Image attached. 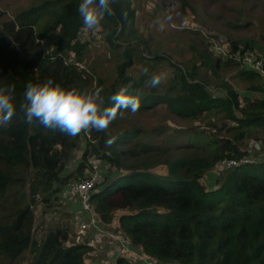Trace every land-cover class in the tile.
<instances>
[{
	"label": "trees",
	"instance_id": "trees-1",
	"mask_svg": "<svg viewBox=\"0 0 264 264\" xmlns=\"http://www.w3.org/2000/svg\"><path fill=\"white\" fill-rule=\"evenodd\" d=\"M229 1L241 9L232 12L227 27L244 28L255 22L256 29L264 30V0ZM80 3L41 0L0 24V87L15 84L16 105L11 121L0 126V255L13 259L30 248L33 256L27 264H88L85 253L90 247L65 244L67 227L50 226L42 237H34L32 205L34 196H40L41 202L56 206L60 189L85 176L94 163L91 160L97 158L109 170L91 196L94 211L108 222L116 209L125 210L116 214L115 228L143 252L172 264H264V159L218 169L211 186L203 180L222 158L247 154V149H241L246 139L264 144V96L241 95L222 78V71L237 67L232 78L246 81L245 88L263 95L264 82L235 59L216 55L210 43L208 49H196V59L183 67L169 62L174 70L169 83L164 89L151 86L149 90L144 88V78L131 82L126 74L134 53L125 47L117 63L120 81L103 91L99 81L102 110L115 114L104 130L89 129L72 137L37 120L26 122L20 105L28 82L51 78L64 86L89 87L81 69L65 61L68 51L80 57L86 48L80 35L84 25ZM111 7L113 14L105 15L102 22L108 31L105 40L115 50L125 41L135 8L130 0H116ZM243 17L248 20L240 23ZM263 30L253 38H232L230 52L257 48L264 55ZM155 51L150 50L154 59L163 58ZM209 83L221 88L223 95H214ZM158 105L184 118L212 119L207 128L176 134L160 126L142 127L130 118ZM124 114L129 120L120 121ZM217 115L229 124L226 135L214 125ZM81 134L85 145L79 161L63 174L80 147ZM108 139L114 140L111 147L106 146ZM157 166H164L165 172L153 171ZM115 263L139 264L123 256Z\"/></svg>",
	"mask_w": 264,
	"mask_h": 264
},
{
	"label": "rangeland",
	"instance_id": "rangeland-1",
	"mask_svg": "<svg viewBox=\"0 0 264 264\" xmlns=\"http://www.w3.org/2000/svg\"><path fill=\"white\" fill-rule=\"evenodd\" d=\"M39 1L41 0H0V24L1 21L10 19L15 11ZM130 1L135 8L134 22L132 26L128 28L126 36H124L125 41H121L117 49L112 50L110 45L107 44L105 36L108 31L103 30V22L101 21L100 27L96 30H89L84 25L81 28L80 35L81 39L86 42V48L80 57H77L73 52L69 51L67 56H65L66 59L71 55L81 64L76 66L81 69L83 77H88L89 80L87 83H89V87L86 89L89 91L99 89V81L101 82L100 88L102 91L111 83L120 81V79H118L117 63L120 61L125 47L129 48L134 53L132 65L126 68V74L131 77V82H133V80L138 81L139 78H144V88L149 90L152 86L150 81L154 77H158L160 83L154 87L164 89L174 73L173 67L169 62H176L179 66L183 67L188 64V62L194 61L197 57V51L204 47L208 49L207 43H210L213 37L218 38L221 42L230 47V40L232 38H253V36H257L263 30L261 26L256 29L255 22L253 25H247L244 28L240 27V25L231 28L227 27L225 21L227 19H232L234 16L232 12H238L241 9L240 4L236 2L232 3L229 0H188L189 4L186 6L177 0L175 2L173 0ZM165 2H170V4L167 5ZM247 20V17H243L240 23H244ZM185 28H190V32L184 30ZM195 30L198 32L194 33ZM157 49L158 51L155 52L163 58H153L154 53L150 52V50L154 51ZM253 52L255 55L264 58L263 53L259 49L256 48ZM199 63L200 62L197 61V64ZM237 69V67H227L222 71V78L234 85L241 95H248L251 97L264 96L259 91L245 88L247 84L246 81L232 78V75L236 74ZM201 71L204 72V69L202 68ZM209 84L208 89L211 90L214 95H223L224 92L221 88L219 89V87L211 83ZM217 116L218 118H216V116L213 118L214 125H216V128L220 129L221 134L226 135L225 130L229 124H227L225 119H220L219 115ZM130 118L137 120L138 122L136 123L142 127L149 128L152 126H160L176 134L207 128V123L212 119L210 118L209 120L208 117L200 118L199 120L184 118L171 114L162 105H158L154 109L134 112L130 115ZM123 119L129 120V116L124 114L120 118V121ZM84 137V134L80 135V147L73 152L72 158L65 165L62 172L63 174L72 170L79 161L81 151L85 145ZM241 149H247V154L242 156L258 158L264 153V144L252 139H246L245 145L243 147L241 146ZM92 158H95V156H92L91 159ZM97 161V158L93 160L95 164ZM216 168L219 169L218 166L214 165L212 170L208 171V173L206 172L207 174L205 173V178L203 180L210 186L213 185L212 182L218 172ZM153 171L162 173L165 172V168L164 166H157ZM107 174V171L103 173V179ZM114 177H116V175ZM103 179L100 181H103ZM31 198L32 196L29 195L30 201ZM57 201L59 203L56 206L55 204L50 206L41 202L40 196H34L32 205L34 212L33 235L35 238L39 239L46 233L50 226H64L67 227L69 231L68 239L65 241V244H70L74 241L73 236L76 233V223L81 219L79 217L81 211L74 210L72 213L69 210H62L64 205L74 206V197H66L64 201L61 199ZM123 211L125 210L116 209L113 219L116 220V214ZM108 222L109 223H105L103 221V226L106 229H111V222ZM87 251H89V249ZM87 251L85 253V259L90 263L91 257L94 254L92 255V252ZM32 256L33 253L30 248L13 259L0 255V264H27ZM102 262L104 261H99L100 264Z\"/></svg>",
	"mask_w": 264,
	"mask_h": 264
},
{
	"label": "clouds",
	"instance_id": "clouds-1",
	"mask_svg": "<svg viewBox=\"0 0 264 264\" xmlns=\"http://www.w3.org/2000/svg\"><path fill=\"white\" fill-rule=\"evenodd\" d=\"M116 0H81L78 11L84 26L96 30L105 15H112L111 7ZM152 86L160 83L158 77L150 81ZM130 87V85L128 86ZM100 89L89 91L78 86H64L51 78L43 83L28 82L24 90V103L20 105L25 120L31 124L39 121L45 128L75 137L89 129L104 130L115 114L102 110ZM15 84L0 87V126H6L16 112L14 103ZM137 105L132 104L134 111ZM113 139L106 141L111 147Z\"/></svg>",
	"mask_w": 264,
	"mask_h": 264
},
{
	"label": "built area",
	"instance_id": "built-area-1",
	"mask_svg": "<svg viewBox=\"0 0 264 264\" xmlns=\"http://www.w3.org/2000/svg\"><path fill=\"white\" fill-rule=\"evenodd\" d=\"M210 48L216 55H220L223 58L231 57L240 63V67L257 72L264 82V60L263 58L255 55L254 52L244 50L231 53L228 45H225L215 37L210 40ZM65 61L68 63H73L75 65H81L71 55L66 58ZM259 159H264V153L261 157L258 158L250 156H240L238 158L224 157L221 160L217 161L215 165L218 166L219 170H221L239 165L241 163H253ZM91 161L93 162V160ZM106 171L107 164L103 166L97 161L96 164H92L91 169L88 170L85 176L80 179L70 181L59 191L61 200L64 201L66 197H74L75 199L74 206L64 205V207H62V210H69L72 213L74 210L81 211V214L79 216L81 219L76 223V233L73 236L74 241L72 243L85 244L88 247H91V250L87 252H93L94 249L104 247V244H106L105 240L108 239L111 242H115V245L117 246L115 250L117 256H123L130 261H134L139 264H172L163 263L155 257L143 252L140 247L134 246L130 243L129 240L124 238L122 232L115 227L111 226V229H106L103 226L104 220L95 213L94 208L91 204V196L98 185L102 182L100 180L103 179V173ZM104 222L109 223L106 221ZM110 222L113 223V220H111ZM86 260L87 259H85V261ZM88 264H94V262L91 261V263ZM97 264H100L99 261ZM101 264L116 263L115 261L109 263H105L104 261Z\"/></svg>",
	"mask_w": 264,
	"mask_h": 264
},
{
	"label": "crops",
	"instance_id": "crops-1",
	"mask_svg": "<svg viewBox=\"0 0 264 264\" xmlns=\"http://www.w3.org/2000/svg\"><path fill=\"white\" fill-rule=\"evenodd\" d=\"M113 171H115V170H113ZM77 205H76V207H77ZM68 206H70V205H68ZM112 220H113V223H111L112 224L111 226L118 227V225H119L118 220L117 219L116 220L112 219ZM105 241H106V244H104V247L94 249L92 252L94 255L92 254L93 256L91 257V261H93L94 264H97L98 261H100V260L105 261V263L113 262V261H115V258H117L119 256V255L117 256V253L115 252V250L117 248V246L115 245V242H113V241L111 242L108 239H106ZM89 250H91V247Z\"/></svg>",
	"mask_w": 264,
	"mask_h": 264
}]
</instances>
